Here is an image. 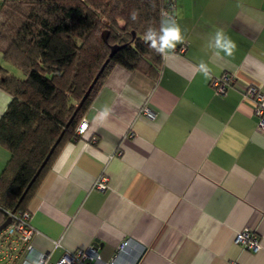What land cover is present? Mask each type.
Here are the masks:
<instances>
[{
	"label": "crops",
	"instance_id": "1",
	"mask_svg": "<svg viewBox=\"0 0 264 264\" xmlns=\"http://www.w3.org/2000/svg\"><path fill=\"white\" fill-rule=\"evenodd\" d=\"M172 14L184 42L161 56L155 77L111 68L81 116L86 129L62 143L27 200L41 264L95 240L100 261L115 264H264V132L244 96L255 86L264 105V0H174ZM220 30L237 45L232 56L208 47ZM201 62L231 76L224 93ZM0 64L16 72L1 54ZM9 101L0 87V116ZM8 159L0 145V173ZM101 174L104 189L94 187ZM245 226L256 251L233 241ZM14 243L11 254L22 250Z\"/></svg>",
	"mask_w": 264,
	"mask_h": 264
},
{
	"label": "trees",
	"instance_id": "2",
	"mask_svg": "<svg viewBox=\"0 0 264 264\" xmlns=\"http://www.w3.org/2000/svg\"><path fill=\"white\" fill-rule=\"evenodd\" d=\"M161 17V0H0V54L16 70L0 64V87L10 94L0 116V145L9 152L0 173V223L8 211L26 209L114 65L157 75L162 55L144 34L159 30Z\"/></svg>",
	"mask_w": 264,
	"mask_h": 264
},
{
	"label": "built area",
	"instance_id": "3",
	"mask_svg": "<svg viewBox=\"0 0 264 264\" xmlns=\"http://www.w3.org/2000/svg\"><path fill=\"white\" fill-rule=\"evenodd\" d=\"M161 2L162 13L173 15L172 8L174 6V0H161ZM183 49L184 47L181 46L180 50ZM231 81V76L229 74L222 73L220 75L212 76L210 85L215 93L222 94L226 91ZM244 96L249 97L254 101L255 112L258 116L257 129L264 132V105L262 104L263 93L255 86H248L244 91ZM140 110L148 118H152L155 115L153 109H151L147 104L142 105ZM86 126L87 120L85 118H81L75 127V134L77 137L84 132ZM106 183L107 177L104 174H101L95 180L94 187L104 189L106 187ZM7 214L10 216L11 220L3 229L0 230V261L3 260L7 264H13L16 258L19 257L21 258L20 264L43 263L45 259V254L43 252H37L33 255L36 251L30 243V240L35 230L29 223L28 211L26 209L8 211ZM233 241L240 247L249 251H256L260 248L258 236L249 226H245L236 231ZM14 242L21 243L22 250H20L17 254L16 252L11 254V251L15 250ZM127 244V240L122 241L118 246V250L121 252L125 249ZM89 259L100 261L98 251L92 244L85 248H78L70 252H65L55 264H88ZM100 262V264H115L114 258L108 262ZM134 262L135 260L132 261V264Z\"/></svg>",
	"mask_w": 264,
	"mask_h": 264
},
{
	"label": "clouds",
	"instance_id": "4",
	"mask_svg": "<svg viewBox=\"0 0 264 264\" xmlns=\"http://www.w3.org/2000/svg\"><path fill=\"white\" fill-rule=\"evenodd\" d=\"M137 15L135 11L132 12L131 19L135 21ZM144 40L149 42L150 47L158 54L164 56L174 50L177 44L183 43L185 37L175 16L162 13L159 30L149 27L144 34ZM208 47L215 49V55L217 56H219L221 52L226 56H232L237 45L230 37L226 36L225 33L220 30L209 38ZM198 71L203 74L205 79L212 78V69L204 62L199 64ZM108 111L109 110L105 108L102 114L106 117Z\"/></svg>",
	"mask_w": 264,
	"mask_h": 264
},
{
	"label": "water",
	"instance_id": "5",
	"mask_svg": "<svg viewBox=\"0 0 264 264\" xmlns=\"http://www.w3.org/2000/svg\"><path fill=\"white\" fill-rule=\"evenodd\" d=\"M114 49H115V46H113V47L111 48V51H110V53H109V56L112 54V52L114 51ZM107 61H108V58L104 61V63H103L102 66L100 67L98 73H97V74L95 75V77L93 78L92 83L90 84L89 88L92 86V84H93L94 81L96 80L98 74L100 73V71L102 70L103 66L106 64ZM89 88H88V90H89ZM88 90L85 92V94L83 95V97L81 98V100L79 101V103L77 104L76 109H75V111L73 112V115L70 117V120L73 118L75 112L78 110V108H79L80 105L82 104L83 100L85 99V97H86V95H87V93H88ZM58 140H59V137L56 139V141H55L54 145L52 146V148L55 146V144L58 142ZM51 150H52V149H51ZM48 155H49V154H48ZM48 155H47V156H48ZM47 156H46V158L44 159V161L41 163V165H40V167L38 168V170L36 171L35 175L38 173V171L40 170V168L43 166L45 160L47 159ZM35 175L33 176V178H32V179L30 180V182L28 183L27 188H28V186L30 185L31 181L34 179ZM12 211H13V210H12ZM10 220H11V218H10V216H8V217H7L2 223H0V230L3 229V228H4V227L10 222ZM97 242H98V241L95 240L94 243H92V245L94 246L95 249H97V244H98Z\"/></svg>",
	"mask_w": 264,
	"mask_h": 264
}]
</instances>
